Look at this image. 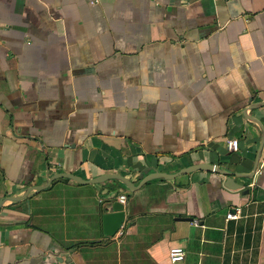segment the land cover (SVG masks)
Here are the masks:
<instances>
[{
    "label": "crops",
    "instance_id": "0c3cea01",
    "mask_svg": "<svg viewBox=\"0 0 264 264\" xmlns=\"http://www.w3.org/2000/svg\"><path fill=\"white\" fill-rule=\"evenodd\" d=\"M263 99L264 0H0V197L55 172H249L261 130L242 111ZM245 113L264 129V104ZM223 179L54 178L1 203L0 264H264V140L241 187Z\"/></svg>",
    "mask_w": 264,
    "mask_h": 264
},
{
    "label": "water",
    "instance_id": "95a60500",
    "mask_svg": "<svg viewBox=\"0 0 264 264\" xmlns=\"http://www.w3.org/2000/svg\"><path fill=\"white\" fill-rule=\"evenodd\" d=\"M262 104H264V99L257 101V102H253L249 106H245L244 110L242 111L245 118L255 122L256 124H258V126L260 127V130H261V136H260V140L258 142V146H257L255 156L253 159V165H252V168L249 172L229 171L225 168H221L218 164L210 163V162H196V163L188 164L184 167H181V168L175 170L174 172H164V171L157 170L154 167L146 166L137 174L138 180L136 183H133L126 176L119 174V173H116V172H105V173H101L99 175H96L94 177L87 178V179L80 178V177H78V176H76L70 172H55V173L51 174L50 176H48L46 178L45 182L41 185L29 186L19 195H5V196L0 197V206L4 200L16 201V200L23 198L25 196V194L27 193V191L30 189L38 190V189L46 187L48 185V183L50 182V180L57 178V177H68V178H71V179H73L77 182H81V183H86V182L94 183V182H101V181H104L107 179H116L120 183L124 184L125 187L128 189V191H132V190L137 189L143 183H145L146 181H148L152 178H173L177 175L184 174V173L190 172L192 170L205 169V170H209L212 172L223 174L224 179L222 181V184L225 187H227V188H239V187H241V184L238 182H235L233 179V176L234 175H236V176H251L253 174V172L255 170L256 163H257V159L259 156V151L261 149V146H262L263 140H264V129H263L261 123L254 116H252L250 114H246L245 111H246V109L257 107V106H260ZM148 170H151V171H148ZM241 191H246V190L242 189ZM108 207H109V209L101 214L102 232L106 235H112L118 231V229L120 228V226L122 225V223L124 221V218H125L124 208H123V204L121 202H119L117 197L111 200L110 205Z\"/></svg>",
    "mask_w": 264,
    "mask_h": 264
},
{
    "label": "built area",
    "instance_id": "2783aa9c",
    "mask_svg": "<svg viewBox=\"0 0 264 264\" xmlns=\"http://www.w3.org/2000/svg\"><path fill=\"white\" fill-rule=\"evenodd\" d=\"M236 142L237 140L235 138H231L228 139L226 144L229 148L236 147ZM117 199L119 200V202H121L122 204H124L125 202V195L123 193H120L117 195ZM228 217L230 216H234V212H228L226 214ZM168 255L171 261H177V260H181L182 256H183V248L181 246H170L168 248Z\"/></svg>",
    "mask_w": 264,
    "mask_h": 264
},
{
    "label": "trees",
    "instance_id": "16d2710c",
    "mask_svg": "<svg viewBox=\"0 0 264 264\" xmlns=\"http://www.w3.org/2000/svg\"><path fill=\"white\" fill-rule=\"evenodd\" d=\"M120 185H121L123 188H125V190H127V191H128V189L125 187V185H124V184L120 183Z\"/></svg>",
    "mask_w": 264,
    "mask_h": 264
},
{
    "label": "rangeland",
    "instance_id": "374dc122",
    "mask_svg": "<svg viewBox=\"0 0 264 264\" xmlns=\"http://www.w3.org/2000/svg\"><path fill=\"white\" fill-rule=\"evenodd\" d=\"M120 184V183H119ZM122 187V186H121ZM123 188V187H122ZM123 189H125V188H123Z\"/></svg>",
    "mask_w": 264,
    "mask_h": 264
}]
</instances>
